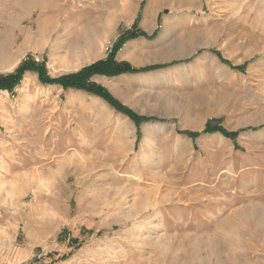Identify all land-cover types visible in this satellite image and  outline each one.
Returning <instances> with one entry per match:
<instances>
[{
	"label": "rangeland",
	"instance_id": "1",
	"mask_svg": "<svg viewBox=\"0 0 264 264\" xmlns=\"http://www.w3.org/2000/svg\"><path fill=\"white\" fill-rule=\"evenodd\" d=\"M110 58L138 71L85 84L148 120L57 82ZM23 64L0 90V264H264V0H0V77ZM242 215L260 224L219 229Z\"/></svg>",
	"mask_w": 264,
	"mask_h": 264
},
{
	"label": "trees",
	"instance_id": "2",
	"mask_svg": "<svg viewBox=\"0 0 264 264\" xmlns=\"http://www.w3.org/2000/svg\"><path fill=\"white\" fill-rule=\"evenodd\" d=\"M160 67H149L142 69L140 71L146 72V71H151L154 69H158ZM29 70V67L27 64H23L15 74L10 75V76H4L0 77V90L1 89H7V90H12L15 88L24 73V71ZM138 71V70H137ZM136 70H133L125 65H116L114 67V64L112 62V59L110 58L109 61L106 62H99L96 63L89 68H86L83 70L81 73L73 76H67L60 78L57 82L62 84L63 87H79L80 89H83L84 91L94 94L100 98H102L104 101H106L110 106L114 107L118 111L127 114L130 116L134 121L138 120H148L146 118H138L134 114H132L129 110L125 109L123 106H121L105 89L95 86V85H86L85 84V79L92 76V75H105V76H114L118 75L121 73H128V72H137ZM45 83H54L56 81H52L50 79H44ZM207 133H215L219 132L221 135H223L226 138H229L231 140H235L237 133H228L224 131L220 127H212L211 125H207L206 130ZM191 137H196L197 134H189Z\"/></svg>",
	"mask_w": 264,
	"mask_h": 264
},
{
	"label": "bare ground",
	"instance_id": "3",
	"mask_svg": "<svg viewBox=\"0 0 264 264\" xmlns=\"http://www.w3.org/2000/svg\"><path fill=\"white\" fill-rule=\"evenodd\" d=\"M76 33H77V31H76ZM74 34V32L72 33V35ZM72 38V37H71ZM75 39V40H74ZM73 39V41H72V43H71V45H70V47H69V50H68V54L70 55V56H74L75 54H79V52L81 51V49H89V47L93 44L94 45V39H95V37H94V34H93V32H92V30H86L85 32H81V33H78V34H76V36H75V38ZM92 47V46H91ZM91 50V49H90ZM6 53L7 54H9V55H12L13 56V58H15V57H18V55H19V51H13L12 50V47L10 46L8 49H7V51H6ZM77 54V55H78ZM85 54V53H84ZM90 54V53H89ZM94 54V53H93ZM92 59V58H91ZM28 83V80L27 79H25V81H24V83ZM142 89V88H141ZM153 205H155V204H153ZM258 208V207H257ZM260 208V207H259ZM258 208V209H259ZM252 209V208H251ZM254 209H256V208H254ZM248 210V209H247ZM254 211V210H253ZM258 211V210H257ZM256 211V212H257ZM245 213V212H244ZM252 214H253V212H252ZM242 217H243V215H242ZM241 216L239 217V216H236V217H234V218H230V219H228V220H225L224 221V223L221 225V227H219V229L220 228H224V227H226V226H228V225H231V224H235L236 222H237V220H240L241 222L239 223L238 222V224L239 225H242V226H240V228H239V230H238V234H241V235H243L244 233H246V230L247 229H253V227L254 226H257V225H259L260 224V217L258 218V217H256V218H254V217H252V218H245V217H243L242 218ZM202 224H204V225H202V226H200V228L202 229V228H204L205 227V223H203V222H201ZM262 224V223H261ZM199 225V224H198ZM237 225V224H236ZM239 225H237L236 227H238ZM197 226V225H196ZM233 226V225H232ZM194 227H195V225H194ZM233 227H235V226H233ZM190 229H193V226H190ZM232 229V228H231ZM199 230V229H198ZM223 230V229H222ZM222 230L221 231H215V232H212V234H211V236L209 237V243H208V245H209V252L211 253V250L212 251H216V250H214V248H219L220 247V245H218V246H216L215 247V245H217L218 243H219V241H221V240H219V239H217L216 237H214V235H216L218 232H222ZM237 230V229H236ZM234 232V231H233ZM223 233V232H222ZM236 233V232H235ZM220 235V234H219ZM222 235V234H221ZM217 236V235H216ZM208 237V236H207ZM220 237V236H219ZM220 238H222V237H220ZM204 240V239H203ZM205 240H206V238H205ZM204 240V241H205ZM206 240V241H207ZM204 241H203V243H204ZM218 251H219V249H218ZM218 251L216 252V254L218 255ZM212 254V253H211Z\"/></svg>",
	"mask_w": 264,
	"mask_h": 264
},
{
	"label": "crops",
	"instance_id": "4",
	"mask_svg": "<svg viewBox=\"0 0 264 264\" xmlns=\"http://www.w3.org/2000/svg\"><path fill=\"white\" fill-rule=\"evenodd\" d=\"M141 42H142L141 44H143V43H146L147 40H146L145 38H142V39H141ZM139 46H140V44L133 43V44H131V45L128 47V49H126V50H127L126 52H133V51H135Z\"/></svg>",
	"mask_w": 264,
	"mask_h": 264
}]
</instances>
